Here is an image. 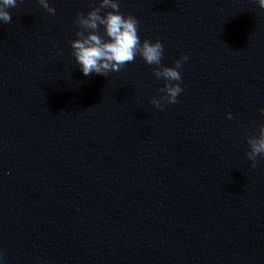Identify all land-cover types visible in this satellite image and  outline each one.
<instances>
[{"label": "water", "instance_id": "water-1", "mask_svg": "<svg viewBox=\"0 0 264 264\" xmlns=\"http://www.w3.org/2000/svg\"><path fill=\"white\" fill-rule=\"evenodd\" d=\"M49 2L55 15L20 0L0 24L6 264H264V157L251 168L245 155L264 121V8L120 0L163 65L189 55L161 111L156 65L137 56L108 77L76 65L73 20L92 0Z\"/></svg>", "mask_w": 264, "mask_h": 264}, {"label": "clouds", "instance_id": "clouds-1", "mask_svg": "<svg viewBox=\"0 0 264 264\" xmlns=\"http://www.w3.org/2000/svg\"><path fill=\"white\" fill-rule=\"evenodd\" d=\"M20 0H0V24L12 22L9 9L16 8ZM49 14L55 15L56 9L49 0H36ZM92 6L86 13L77 12L73 24L76 26L75 38L69 41L71 55L84 76L92 74L108 77L119 72L125 64L134 62L137 56L148 65H156L153 75L163 81L160 96L152 97L150 103L163 111L168 104L178 103L183 92L182 75L179 69L189 60V55L182 53L174 61V66L161 63L164 45L160 39L143 40L138 35V19L132 14L120 11V0H92ZM264 8V0H256ZM103 30L101 34L100 30ZM55 47V44H53ZM59 51V50H58ZM264 115V107L259 109ZM226 117L232 119V113ZM253 134L245 136L248 150L245 155L250 167H257L258 157H264V121L254 125ZM0 264H6L3 251L0 250Z\"/></svg>", "mask_w": 264, "mask_h": 264}]
</instances>
